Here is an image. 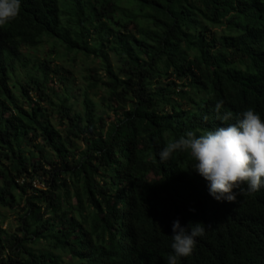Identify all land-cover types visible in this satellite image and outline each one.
I'll use <instances>...</instances> for the list:
<instances>
[{
	"label": "trees",
	"instance_id": "trees-1",
	"mask_svg": "<svg viewBox=\"0 0 264 264\" xmlns=\"http://www.w3.org/2000/svg\"><path fill=\"white\" fill-rule=\"evenodd\" d=\"M45 43L95 61L80 114ZM249 108L264 119V0H21L0 26V264H167L174 220L205 228L178 264H264V189L218 202L187 152L158 158Z\"/></svg>",
	"mask_w": 264,
	"mask_h": 264
},
{
	"label": "clouds",
	"instance_id": "clouds-1",
	"mask_svg": "<svg viewBox=\"0 0 264 264\" xmlns=\"http://www.w3.org/2000/svg\"><path fill=\"white\" fill-rule=\"evenodd\" d=\"M20 7L21 0H0V26L15 19ZM222 103L217 102V110ZM232 118L231 112L219 116L222 122ZM177 152L191 156L195 161L192 170L203 178L209 195L218 202H234L238 194L234 189L241 186H246L249 193L264 189V119L251 108L242 111L234 123H224L200 135L188 131L170 140L158 158L165 163ZM171 228L172 252L167 264H178L180 258L192 254L205 228L200 222L182 226L179 220H174Z\"/></svg>",
	"mask_w": 264,
	"mask_h": 264
},
{
	"label": "rangeland",
	"instance_id": "rangeland-1",
	"mask_svg": "<svg viewBox=\"0 0 264 264\" xmlns=\"http://www.w3.org/2000/svg\"><path fill=\"white\" fill-rule=\"evenodd\" d=\"M214 30H217V28ZM58 50L63 51L60 47H54L53 43H45L42 47H39L36 52L42 59L49 58L54 62L53 64L61 66L63 74L69 78V81L71 82L68 84L69 90H66L67 86L59 81L56 83L52 82L51 86L54 88V91L58 96L64 97L67 96V94H71V103L74 104L75 110H78L79 112L82 110V93L87 86L85 76L90 73V69L94 66L95 61L92 59L88 60L81 54L76 55L74 59L72 58L73 55H70L69 57H62L63 55H59ZM109 113L110 114L106 115V117H108L107 121L113 120L115 116L113 112ZM34 184L37 188L45 189L43 184L38 181H35ZM1 213L5 216L3 227L14 229L17 223V214L15 211L2 209Z\"/></svg>",
	"mask_w": 264,
	"mask_h": 264
}]
</instances>
